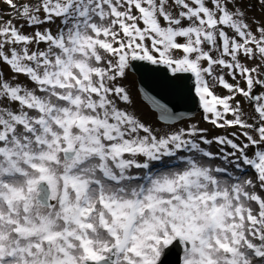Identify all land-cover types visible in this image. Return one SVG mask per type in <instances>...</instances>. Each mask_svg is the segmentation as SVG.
Here are the masks:
<instances>
[{"label":"snow or ice","instance_id":"6c2138e0","mask_svg":"<svg viewBox=\"0 0 264 264\" xmlns=\"http://www.w3.org/2000/svg\"><path fill=\"white\" fill-rule=\"evenodd\" d=\"M0 264H264V0H0Z\"/></svg>","mask_w":264,"mask_h":264},{"label":"water","instance_id":"95a60500","mask_svg":"<svg viewBox=\"0 0 264 264\" xmlns=\"http://www.w3.org/2000/svg\"><path fill=\"white\" fill-rule=\"evenodd\" d=\"M137 83L143 88V92L149 93L158 100H162L170 107L181 110H195L194 101L189 97L185 88H176L169 85L161 73H149L143 70L135 71ZM193 105V106H192Z\"/></svg>","mask_w":264,"mask_h":264},{"label":"bare ground","instance_id":"6f19581e","mask_svg":"<svg viewBox=\"0 0 264 264\" xmlns=\"http://www.w3.org/2000/svg\"><path fill=\"white\" fill-rule=\"evenodd\" d=\"M129 81H130V83H131L132 85L135 86V76H134V74H133L132 72L130 73ZM135 88H136V87H135ZM137 102H138V104L143 105L144 109H145L147 112H150V111L146 108V106H145V105L139 100L138 97H137ZM151 113H152V112H151ZM198 117H199V116H197L196 118H194V120H199Z\"/></svg>","mask_w":264,"mask_h":264},{"label":"rangeland","instance_id":"374dc122","mask_svg":"<svg viewBox=\"0 0 264 264\" xmlns=\"http://www.w3.org/2000/svg\"><path fill=\"white\" fill-rule=\"evenodd\" d=\"M136 83H137V81H136V77H135V87H136Z\"/></svg>","mask_w":264,"mask_h":264}]
</instances>
